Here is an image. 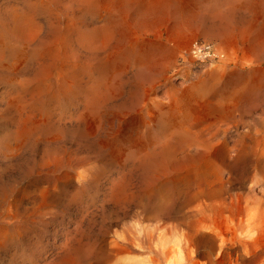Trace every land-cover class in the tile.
I'll return each instance as SVG.
<instances>
[{
	"label": "rangeland",
	"instance_id": "374dc122",
	"mask_svg": "<svg viewBox=\"0 0 264 264\" xmlns=\"http://www.w3.org/2000/svg\"><path fill=\"white\" fill-rule=\"evenodd\" d=\"M55 1L57 15L65 19L62 27L67 31L65 24L76 23L70 40L85 39L89 46L73 44L75 78L67 89L54 76L36 77L45 55L18 68L19 86L0 71V194L27 193L25 210L13 211L9 223L0 220L8 235L0 264H226L220 231L229 223L225 202L231 195L241 197L255 226L264 228V0H167L148 17L134 16L131 2L125 19L131 28L96 49L88 38L102 22L84 7L76 13ZM49 5V0H0L2 19L4 9L13 7L43 26L28 51L49 31ZM122 16L111 15L115 29H121ZM182 17L193 31L181 29ZM138 19L146 26H138ZM220 25L233 34L244 30L249 39L235 37L229 44L206 31ZM256 39L261 43L254 50L250 42ZM194 43L210 46L219 59L201 66L189 54ZM201 82L204 100L195 92ZM234 93L241 96L238 113L244 118L228 126L222 139L221 128L213 125L218 115L207 109L217 96ZM188 112L200 115L199 138L175 150L156 171L153 154L163 128L171 120L181 123ZM254 121L259 125L252 126ZM24 124L35 128L24 141L6 135ZM43 187L49 191L40 205ZM1 201L5 217L8 207L4 211ZM234 247L233 260L241 263L245 257Z\"/></svg>",
	"mask_w": 264,
	"mask_h": 264
},
{
	"label": "bare ground",
	"instance_id": "6f19581e",
	"mask_svg": "<svg viewBox=\"0 0 264 264\" xmlns=\"http://www.w3.org/2000/svg\"><path fill=\"white\" fill-rule=\"evenodd\" d=\"M62 1L65 4V6H68L72 11H74L76 13H78L79 11H81V9L83 7L86 8V10H89L92 13V15L97 19V21L99 20V22H102L101 26L93 29L92 34L88 38L89 43L94 47V49H96L97 48L96 45L106 46L111 41V39L114 37L115 32H121V33L124 34L126 32V29L127 28H131V27H128L126 25V22H125V19L127 18V14L130 13L131 12V9H132L130 7V3L131 2H133V4H134L133 5L134 8L132 9L134 16L137 14V15H139L141 17H148V16H155V15H157L160 12V10L162 9L163 4H165L164 2L167 1V0H117V1H112V0H62ZM49 2H50V5L49 6H46V12L49 13V17H50V19L48 21V25H47V29L49 31L45 32V36L43 38L39 39V43H38L37 47L34 48L32 51H28V46L30 47V44H28V43H32L33 40H35V38H37L39 36V34H41L42 29H43V26L40 25V24H38V23H36L34 20H32V18L30 17V15H24V11H22V10H17V9H14L13 7H10V9H7V8L4 9V11H5L6 14H5V16H2V17H5V19H2L0 17V71L3 72V73L6 72V76H8V78L11 80V82L14 83V81H15L18 84V80H17V71H18V68L21 65H27L28 63L33 62V60L37 61V58L39 56L45 55V57H43V58H45L44 62L43 63L42 62H39L38 63L40 65V68H39V71H38V74H37L36 77L39 78V79H45L46 78L47 81H49L50 78L52 76H54V79H56L58 85L61 86L63 89H67L70 86V82L75 78V74H73V72H72L73 69H74V67L71 66L72 63H75V59H76V54H75L76 52L74 50V47H73L74 45L73 44L76 43L78 46H81V47L82 46L86 47V45L87 46H89V45H88V43H87V41L85 39L84 40L82 39L81 41H79L78 39H76L75 42H74V40H72V41L70 40L69 34H71L72 31H73L72 32V34H73L74 31L76 30V23H75V21L74 20H70V22H68L67 24H65V27L67 28V31H66L64 29V27H62L63 23L65 22V19L64 20L63 19H60L59 16L57 15V8L55 7L56 1L55 0H49ZM52 3H54V5ZM188 5H189V3H188ZM239 6H241V5H239ZM41 8L43 10H45V8L43 7V3H41ZM225 9H227V8H225ZM117 11L118 12H121V14L123 15L122 16V19L120 21V24H119V25H121L120 26L121 27L120 30L118 29V27H116L118 30L114 28L113 21L111 20V15L114 14V13H116ZM194 11L195 10L193 9V12ZM185 12L186 11H184V10H180V14H185ZM192 15L194 17V14H191V16ZM60 17H61V14H60ZM182 19H183V17L181 18V20L179 22V25L181 26V29L187 30L189 32L193 31L194 28H192V26L189 25V21H190L189 18H188L189 21L186 18H184L183 21H182ZM137 22H138V24H137L138 26H140V25H142L143 27L146 26V20L145 19H138ZM219 24H222V23H219ZM209 28L210 29H206V31H208L211 34L216 35L219 39H221L224 42H227L229 44H232L233 43V40H235L234 39L235 37L249 39V38H247L248 35H246L247 32H245L244 30H239V33L238 34H233V32L228 31L227 30V26H224V25L222 27L220 25L219 28H217V29H215L216 27H209ZM128 36L131 37V35H128ZM246 39H244V40H246ZM262 42H263V40H262ZM135 43H136V41H135ZM260 43H261L260 39H256L252 43L250 42V48L255 50L256 48L260 47ZM233 48H234V46H233ZM114 50H116V49H114ZM114 53L112 54V56L114 55ZM131 53H133V51ZM122 54H124V53H122ZM136 54H137V52H136ZM109 55H111V54H109ZM117 55H115V56H117ZM154 60L155 59H153L152 61H154ZM140 62H142V61H140ZM137 63H139V62H137ZM116 64H115V66H116ZM141 64H139V65H141ZM149 65H151V63ZM110 67H112V66H110ZM127 68H128V65H127ZM123 69H124V65H123ZM24 80L26 82L28 81L26 79H24ZM114 83H117V82H114ZM17 84H15V85H17ZM204 84H205V82H201V87H199L197 85V87L195 89V92L198 95L202 96L203 100H204V98H206V97H203V95L207 94L206 88L203 87ZM12 85L14 86V84H12ZM18 86H19V84H18ZM41 90H44V89L39 88V91H41ZM233 92H234V90H233ZM119 93H120V91H119ZM240 101H241V96H240V94H237V93H234L231 96V98H229V97H223V96H217V98L215 99L214 105H212V108H208L207 109V111L209 113H217V115H218V118H217L218 120L217 121L218 122L216 121L217 123H213V125L218 126L217 127V130L221 128L220 134H221L222 139H225V136H226V134L228 132V126H230V125L237 126L238 124H240L243 121L244 116L240 112L238 113V111H240L238 109L239 108V104L241 103ZM189 104H188V106H190ZM245 106H247V105H245ZM186 108H185V110H183V109L182 110L183 111H186ZM195 111H196V109H195ZM169 112H170V110H169ZM209 113H208V115H209ZM86 114H88V113H86ZM168 115H169V113H168ZM174 115H176V114H174ZM197 115H198V113H197ZM40 116H41V114H40ZM195 116L196 115L194 113L191 114L190 112H188L187 114H185L184 118H182L184 120L181 123H179V122L177 123V122H174V121L171 120L170 123L163 128L162 138L160 140H158L160 142V143H158L159 148H158L157 152L154 151V154H153V157H154L155 161L153 162L152 165L155 167L156 171H157V169L164 167L165 163L173 156V154H174L173 152H175V150L183 148L186 144H191V143L193 144L195 141H197V139L199 138L198 133L201 130L200 129H198V130L196 129V128H199V127L195 124V121H196V119L200 115L198 117L197 116L195 117ZM83 117H85V116H83ZM170 117H172V116H170ZM174 117H172V118H174ZM89 118H91V117L89 116ZM172 118H170V119H172ZM176 118H177V116H176ZM178 118H179V115H178ZM95 119H97V117ZM179 121H181V120H179ZM88 122H89V120L87 121L86 124H88ZM259 123L260 122H258V121L257 122L254 121L252 126L259 125ZM33 129H35V128H33V127H27L26 124H24L23 125V128L21 130L14 129V130H11L6 135L8 137H10L12 140H14V142L16 143L19 140H23V139H26L27 137H29L30 134H31V132L34 131ZM208 129H206L207 130L206 133H208ZM3 133H5V132H3ZM90 134L92 136V133H90ZM150 140H149V143H150ZM151 142H154V140L151 141ZM54 143H55V141H54ZM143 144H144V141H143ZM4 146H5V144H4ZM16 146H18V145H16ZM50 146H51V143H50ZM94 146H96V145H94ZM15 150H16V147H15ZM75 150H76V148H75ZM68 151H71V150L69 149ZM68 151H67V153H68ZM140 152H142V150ZM140 152H138V153H140ZM185 152H187V151H185ZM14 153L12 155H14ZM18 153L19 152H17V154ZM2 154H4V153H2ZM9 154H10V152H9ZM5 155H7V154H5ZM136 155H137V153H136ZM243 155L244 154L241 152L239 154V157H238L237 160H241L243 158ZM143 168H145V167H143ZM65 180H66V178H65ZM78 187H79V185H78ZM139 187H140V185H139ZM17 190L18 189H16V191ZM14 191L15 190H12L9 194H11ZM48 191H49V189L47 187H43L41 189V192L40 193L43 195V199H42L41 202H39L40 205H43L44 203L46 204V200L45 199H46V197L48 195ZM18 192H20V194H17L16 197L13 196L11 198H9V194L8 193L7 194L5 193L3 195H2V193L0 194V200H2L1 201V204L3 203L4 208H5L4 211H7V207H8V213L6 214V216L4 217L2 213L0 215V220H1L2 223H5L6 224V223L11 222L14 219V214H12V213H13V211L17 212V209L18 208H20V209L23 208V210H25V207H26V204L27 203H25L23 201V196L26 197V194L27 193L25 192V189L18 190ZM105 197H106V195H105ZM224 199H226V198H224ZM156 200H158V199H156ZM241 201H242V198L241 197L237 198V195H235V196L231 195L229 197V199L227 200V202H225V205H226L225 207H227L230 210L228 211L229 212V215H228V219H229L228 222L229 223H228L227 226H225V229H223V230L220 231V235H221V239H222V241H220V242H221V245L223 247L224 262L226 264H264V228L261 229V227H256L255 226V222H254L255 218H252L250 212L248 211L247 205L242 207ZM31 203H32V205H35L34 200ZM159 207H161V206H159ZM263 217H264V214H263ZM33 218H35V217H33ZM6 219H8V220H6ZM7 230H9V229H7ZM19 233H22V232H19ZM23 233H24V231H23ZM6 235H7V231L5 230V227L4 226H0V243L2 244V245L0 244V246H3V243L6 241ZM222 236H223V238H222ZM20 238L21 237H19V239ZM120 238H121V235H120ZM12 240H13V238H12ZM123 240H126V238H124ZM259 243H261V244H259ZM116 244L118 245V243H116ZM7 245H8V243H7ZM235 245L238 246V247H240V249H241V251L243 253V256L245 257L241 261V263H238L236 260H233V255L235 253V247H234ZM119 246H121V245H119ZM35 247H37V246H35ZM0 249H2V248H0ZM157 264H159V263H157ZM210 264H217V263H215V262L212 261V262H210Z\"/></svg>",
	"mask_w": 264,
	"mask_h": 264
},
{
	"label": "built area",
	"instance_id": "2783aa9c",
	"mask_svg": "<svg viewBox=\"0 0 264 264\" xmlns=\"http://www.w3.org/2000/svg\"><path fill=\"white\" fill-rule=\"evenodd\" d=\"M192 59L198 63L214 62L219 59V56L211 49L210 46L204 43H194L189 52Z\"/></svg>",
	"mask_w": 264,
	"mask_h": 264
}]
</instances>
